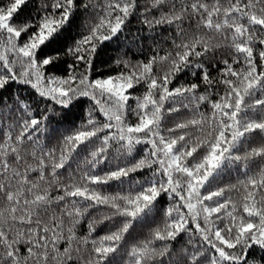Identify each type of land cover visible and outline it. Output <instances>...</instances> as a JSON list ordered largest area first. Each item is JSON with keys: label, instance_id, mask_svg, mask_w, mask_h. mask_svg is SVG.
I'll list each match as a JSON object with an SVG mask.
<instances>
[{"label": "snow or ice", "instance_id": "obj_1", "mask_svg": "<svg viewBox=\"0 0 264 264\" xmlns=\"http://www.w3.org/2000/svg\"><path fill=\"white\" fill-rule=\"evenodd\" d=\"M0 264H264V0H0Z\"/></svg>", "mask_w": 264, "mask_h": 264}]
</instances>
